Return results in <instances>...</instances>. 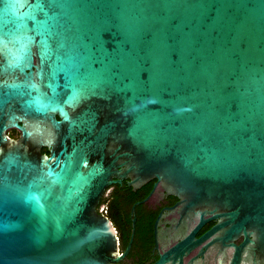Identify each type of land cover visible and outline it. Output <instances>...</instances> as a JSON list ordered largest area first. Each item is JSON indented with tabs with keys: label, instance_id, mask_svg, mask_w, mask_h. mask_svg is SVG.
<instances>
[{
	"label": "water",
	"instance_id": "obj_1",
	"mask_svg": "<svg viewBox=\"0 0 264 264\" xmlns=\"http://www.w3.org/2000/svg\"><path fill=\"white\" fill-rule=\"evenodd\" d=\"M124 179L219 220L154 264L207 239L208 264H257L264 0H0V264L118 263L97 209Z\"/></svg>",
	"mask_w": 264,
	"mask_h": 264
},
{
	"label": "flooded vegetation",
	"instance_id": "obj_2",
	"mask_svg": "<svg viewBox=\"0 0 264 264\" xmlns=\"http://www.w3.org/2000/svg\"><path fill=\"white\" fill-rule=\"evenodd\" d=\"M10 139L22 143L29 152L49 154V146H40L30 140L25 142L22 131L16 127L7 130ZM129 179L109 186L100 200L97 211L110 219L117 234L119 254L124 256L116 264H154L163 254L181 243L201 224L202 218L211 217L208 210H183L182 200L166 191L161 182L152 179L134 189ZM105 206V210H101ZM206 212V214H205ZM219 220H208L198 230L195 240L201 238ZM244 236L235 243L241 245ZM209 239L184 256L183 264H208ZM235 249L228 251L227 264L234 257ZM257 264H264V255L250 251ZM249 263V262H248Z\"/></svg>",
	"mask_w": 264,
	"mask_h": 264
},
{
	"label": "built area",
	"instance_id": "obj_3",
	"mask_svg": "<svg viewBox=\"0 0 264 264\" xmlns=\"http://www.w3.org/2000/svg\"><path fill=\"white\" fill-rule=\"evenodd\" d=\"M101 210H105V206H101Z\"/></svg>",
	"mask_w": 264,
	"mask_h": 264
}]
</instances>
